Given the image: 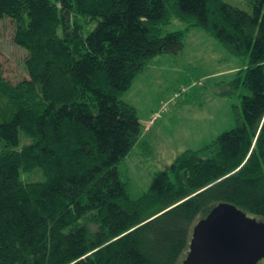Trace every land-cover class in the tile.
I'll use <instances>...</instances> for the list:
<instances>
[{
    "label": "trees",
    "instance_id": "1",
    "mask_svg": "<svg viewBox=\"0 0 264 264\" xmlns=\"http://www.w3.org/2000/svg\"><path fill=\"white\" fill-rule=\"evenodd\" d=\"M246 2L0 0L26 52L15 82L0 62V264H181L216 203L264 221V0ZM173 17L185 27L165 31ZM193 27L248 56L229 81L235 124L132 198L117 164L142 127L120 95Z\"/></svg>",
    "mask_w": 264,
    "mask_h": 264
},
{
    "label": "rangeland",
    "instance_id": "2",
    "mask_svg": "<svg viewBox=\"0 0 264 264\" xmlns=\"http://www.w3.org/2000/svg\"><path fill=\"white\" fill-rule=\"evenodd\" d=\"M248 9L246 0H225ZM186 23L171 18L165 31L184 28ZM14 23L0 21V62L3 76L15 82L26 76V52L13 40ZM246 55H233L201 27L186 31L184 47L177 54L162 53L150 58L120 97L133 105L141 121V140L117 164L128 193L137 198L146 190L157 170L165 168L185 149H198L234 126L232 105L239 104L238 91L229 81L245 67ZM202 78L203 84L193 85ZM190 85L167 107L163 101L181 85ZM227 90V91H225ZM257 264H264L262 257Z\"/></svg>",
    "mask_w": 264,
    "mask_h": 264
},
{
    "label": "water",
    "instance_id": "3",
    "mask_svg": "<svg viewBox=\"0 0 264 264\" xmlns=\"http://www.w3.org/2000/svg\"><path fill=\"white\" fill-rule=\"evenodd\" d=\"M264 257V221L218 202L192 227L181 264H257Z\"/></svg>",
    "mask_w": 264,
    "mask_h": 264
},
{
    "label": "built area",
    "instance_id": "4",
    "mask_svg": "<svg viewBox=\"0 0 264 264\" xmlns=\"http://www.w3.org/2000/svg\"><path fill=\"white\" fill-rule=\"evenodd\" d=\"M188 87V85H182L177 91H174L172 95L161 104L160 109H164L165 107H167L168 103L177 99L178 95L182 92L184 93L188 89Z\"/></svg>",
    "mask_w": 264,
    "mask_h": 264
}]
</instances>
